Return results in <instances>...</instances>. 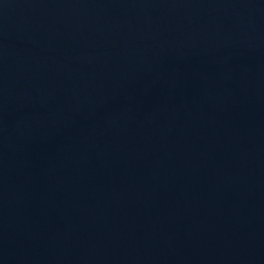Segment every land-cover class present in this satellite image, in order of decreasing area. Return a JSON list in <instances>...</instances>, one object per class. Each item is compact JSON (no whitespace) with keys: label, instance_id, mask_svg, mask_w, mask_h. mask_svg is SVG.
Segmentation results:
<instances>
[{"label":"water","instance_id":"water-1","mask_svg":"<svg viewBox=\"0 0 264 264\" xmlns=\"http://www.w3.org/2000/svg\"><path fill=\"white\" fill-rule=\"evenodd\" d=\"M0 264H264V0H0Z\"/></svg>","mask_w":264,"mask_h":264}]
</instances>
